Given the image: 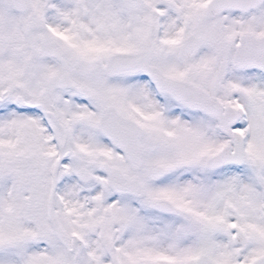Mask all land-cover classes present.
<instances>
[{
    "label": "snow or ice",
    "instance_id": "6c2138e0",
    "mask_svg": "<svg viewBox=\"0 0 264 264\" xmlns=\"http://www.w3.org/2000/svg\"><path fill=\"white\" fill-rule=\"evenodd\" d=\"M0 264H264V0H0Z\"/></svg>",
    "mask_w": 264,
    "mask_h": 264
}]
</instances>
